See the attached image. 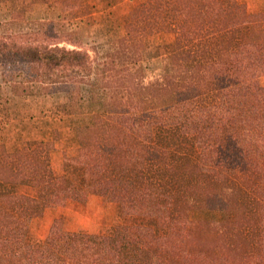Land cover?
<instances>
[{
  "label": "trees",
  "instance_id": "trees-1",
  "mask_svg": "<svg viewBox=\"0 0 264 264\" xmlns=\"http://www.w3.org/2000/svg\"><path fill=\"white\" fill-rule=\"evenodd\" d=\"M130 2L124 35L93 56L60 47L50 22L0 34L14 94L79 88L100 105L58 174L53 142L0 144V264H264V11ZM161 33L173 40L150 52ZM90 196L116 206L109 231H67L59 217L33 235L47 209Z\"/></svg>",
  "mask_w": 264,
  "mask_h": 264
},
{
  "label": "rangeland",
  "instance_id": "rangeland-1",
  "mask_svg": "<svg viewBox=\"0 0 264 264\" xmlns=\"http://www.w3.org/2000/svg\"><path fill=\"white\" fill-rule=\"evenodd\" d=\"M42 0H0V34L30 32L54 23L60 47L72 49L75 44L88 50L93 56V48L107 46L112 40L124 35L122 18L131 6L130 0H69L60 10L59 3L51 11L37 6ZM54 2L55 0H50ZM251 13L264 11V0H239ZM72 8V7H71ZM47 31H51L49 28ZM172 34H155L149 40V51L169 44ZM162 49L160 48V51ZM153 60L150 61L152 63ZM264 81V77L262 78ZM83 96V97H82ZM70 104V114L59 107ZM100 105L89 101L79 88L71 93L55 95H16L8 85L0 81V144L7 147L20 146L32 140L53 142L55 149L51 155L52 168L61 172L64 153H73L79 146L78 135L92 123L94 113ZM63 219L67 231L82 230L88 233H105L117 220V208L104 198L90 196L84 205L68 203L64 207L47 209L40 224L33 227V234L44 238L48 221Z\"/></svg>",
  "mask_w": 264,
  "mask_h": 264
},
{
  "label": "crops",
  "instance_id": "crops-1",
  "mask_svg": "<svg viewBox=\"0 0 264 264\" xmlns=\"http://www.w3.org/2000/svg\"><path fill=\"white\" fill-rule=\"evenodd\" d=\"M13 1H16V0H13ZM56 3H59V8H60V10L61 11H63V12H71L72 10H74V8L75 7H73V6H70V7H72V10H70V11H66L63 7H64V4L62 3V0H55L54 2H52V1H50V0H42L40 3H37V6L39 7V8H42V10H50L51 11V9L53 8V6H55L56 5V7H57V4ZM1 4V3H0ZM71 9V8H70ZM262 81V84L264 85V81H263V79L261 80ZM47 211V210H46ZM45 211V212H46ZM44 215H45V213H44ZM42 220H43V218H42ZM42 220H41V222H42ZM54 219H51L50 221H48V225L46 226V230H45V233H44V235L47 233V231H48V229H49V227H50V225H51V223H52V221H53ZM32 233H33V231H32ZM34 235V234H33ZM35 236V235H34ZM37 237V236H36ZM45 237V236H44ZM37 238H39V237H37ZM39 239H42V238H39Z\"/></svg>",
  "mask_w": 264,
  "mask_h": 264
}]
</instances>
